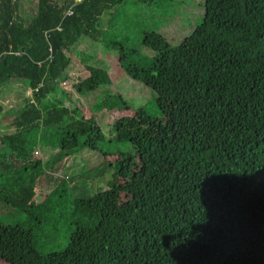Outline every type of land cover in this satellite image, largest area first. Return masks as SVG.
<instances>
[{
	"label": "trees",
	"instance_id": "obj_1",
	"mask_svg": "<svg viewBox=\"0 0 264 264\" xmlns=\"http://www.w3.org/2000/svg\"><path fill=\"white\" fill-rule=\"evenodd\" d=\"M156 1L38 0L25 13L27 0H0V95L15 81L29 89L18 105L0 99V264H264V0H202L176 42L144 27ZM84 42L110 49L158 113L137 105L103 132L94 116L128 103L94 92L111 80ZM64 79L93 95L94 116L56 93ZM135 141L173 155L166 178L135 177L131 153L114 155ZM88 147L98 160L34 199V149Z\"/></svg>",
	"mask_w": 264,
	"mask_h": 264
},
{
	"label": "rangeland",
	"instance_id": "obj_2",
	"mask_svg": "<svg viewBox=\"0 0 264 264\" xmlns=\"http://www.w3.org/2000/svg\"><path fill=\"white\" fill-rule=\"evenodd\" d=\"M38 0H27L26 6L19 5L22 11L31 12L34 10ZM202 12V0H157L156 4L146 9L141 18L144 19V26L146 28H157L164 35H166L171 41L176 42L181 35L188 33L192 26L199 20L200 13ZM140 17V16H139ZM128 36H132L133 43L137 42V35L139 33H127ZM120 37V34L118 35ZM84 47L87 52L95 53L100 59H103L107 64V72L111 80L110 85H100L94 92L106 93L109 91H118L128 103L127 108H115L106 109L102 114L94 116L92 113L91 102L93 95L90 92L79 94L71 85L72 79H64L59 81L56 88L58 95L65 94L70 101L75 103L81 110L84 117L94 116L96 121L101 125L103 132L107 130L109 120L118 113H127L133 110L137 105H143L149 114H157L158 109L153 104V100L150 92V88L141 82L129 77L119 64L116 62V55L111 53L112 51L101 45L84 42ZM81 47V48H82ZM87 54V53H86ZM72 60L68 68V74L74 79L76 72L82 73L81 63L78 60L76 53L72 52ZM88 56V54H87ZM94 56V54L92 55ZM79 70V71H78ZM134 82V83H133ZM139 84V85H138ZM112 89H106L107 87ZM95 94V96H99ZM23 95L29 96V89L23 87L20 81L12 82L0 95V99L4 105H18V100ZM108 121V122H107ZM105 122H107L105 124ZM133 144V145H132ZM156 146V147H154ZM131 153L133 163V171L135 177H160L166 178L167 176V161L173 159V155H163L161 159L155 158L153 150L164 149L161 144L150 141H135L133 143L126 142L120 145L114 151L115 156H121V150L125 149ZM54 151V150H53ZM52 152V151H51ZM49 152L41 151L40 149H34V153L40 155L42 158V167L37 173L25 177L29 182V188L32 192L34 199H37L40 195L46 192L55 183L57 176H63L67 173L77 172L83 163L95 162L100 157L95 154V149L92 147L83 148L81 150L66 152L63 154H53ZM51 153V154H50ZM87 157V158H86ZM84 159V160H83ZM104 173L109 176L110 172ZM105 174V175H106ZM50 175V177H48ZM100 184H106L105 181H100ZM120 196L125 201H133L132 196L129 194L121 193ZM131 196V197H130Z\"/></svg>",
	"mask_w": 264,
	"mask_h": 264
}]
</instances>
